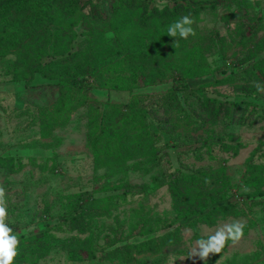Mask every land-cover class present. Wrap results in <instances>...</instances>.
<instances>
[{
  "label": "rangeland",
  "instance_id": "obj_1",
  "mask_svg": "<svg viewBox=\"0 0 264 264\" xmlns=\"http://www.w3.org/2000/svg\"><path fill=\"white\" fill-rule=\"evenodd\" d=\"M7 1L0 186L13 264H205L189 257L197 241L236 221L243 237L207 264H264V0H146L117 15L79 0L98 25L89 39L77 24L70 44L61 2L44 0L36 23ZM176 2L175 17L145 23ZM183 16L196 35L170 37ZM29 21L17 47L9 33Z\"/></svg>",
  "mask_w": 264,
  "mask_h": 264
},
{
  "label": "trees",
  "instance_id": "obj_2",
  "mask_svg": "<svg viewBox=\"0 0 264 264\" xmlns=\"http://www.w3.org/2000/svg\"><path fill=\"white\" fill-rule=\"evenodd\" d=\"M19 3V9L20 10H26L27 12L31 11L29 13L30 16H33L32 12H35L36 15L33 16V20L36 23H39V21H44L45 19L43 18L44 16H47L45 14L46 10L44 9L45 6H41V4L44 2V0H18ZM54 1V0H53ZM61 2L64 6H62V29H65L62 31V35H64L62 38L64 40H62V42H66L67 44H70L71 42L73 43L74 41V36L78 35L77 34V30L75 29V26L77 24L79 25V29L81 30V36L87 37L90 39V36L93 35V33L95 32V28H97L98 25V10H99V6L96 5V10L94 11V16L97 17H91V14H83L82 17L80 18V14H78L79 12V7H78V3L79 0H55L54 2ZM111 7H112V14L117 15L119 14V10H122L123 7H129V6H136L141 7L142 5H144L146 0H109ZM150 1V0H148ZM46 2V0H45ZM8 5V1H3L2 3H0V13H3L2 16H5V13H7L9 10V6ZM196 5H198L196 8H194ZM202 7V4H198V3H194L193 7H191V9H198L199 7ZM178 7H180V2H176L174 7H169L168 5H166V7H164L163 9H159L156 6L154 7V9H152V11L147 14L145 23H147L149 20H151V18H153V16H157V13L160 14L161 16L163 14H169V17H175L177 15L176 11L178 9ZM205 7V6H204ZM98 9V10H97ZM185 9H188L185 7ZM19 10V11H20ZM49 11H50V6H49ZM110 14V12L107 14V18L108 15ZM31 18V17H30ZM103 18V17H102ZM111 22V19L109 18L108 21H105V23ZM34 22L29 21L28 25H25L27 28L19 27L14 29V31L12 33H9L10 35H14L17 36V38H15V41H18V43L16 44L17 47H19L20 43H22L27 37H29L30 34V29L31 26L30 24H32ZM67 23L69 26H64V24ZM38 28V26L36 27ZM124 26H120L117 27L116 26V37L113 39L111 38L110 41H112L111 43L114 46V50L117 49L116 53L118 52V49L120 48L121 45H119L121 42L119 40V33L123 31ZM105 30V29H103ZM111 29H106L103 32V35L106 34L107 32H109ZM7 32V31H6ZM70 33V34H69ZM88 39V40H89ZM103 41L106 43L109 41V39H103ZM28 43V42H26ZM57 43L53 44V47L55 48ZM75 44V43H74ZM75 45H73L74 48ZM72 45L66 46L63 49L64 54L69 55V56H76L77 54H79V52H73L71 50ZM107 48H109V46H106ZM121 49V48H120ZM122 50V49H121ZM71 52V54H67L68 52ZM77 51V50H76ZM117 55L113 54L112 58H116ZM97 65L94 66L95 69H99L100 65L102 64L101 61H97L96 63ZM92 73V71H90ZM94 73V72H93ZM177 188V187H176Z\"/></svg>",
  "mask_w": 264,
  "mask_h": 264
},
{
  "label": "clouds",
  "instance_id": "obj_3",
  "mask_svg": "<svg viewBox=\"0 0 264 264\" xmlns=\"http://www.w3.org/2000/svg\"><path fill=\"white\" fill-rule=\"evenodd\" d=\"M194 20L189 16H183L174 22L167 30L170 37L187 39L190 35L195 36V30L191 27ZM8 216L5 189L0 186V264H13L14 258L18 255L17 247L19 240L13 235V229L5 221ZM245 225L239 221L225 225L218 229L215 234L210 235L207 240L197 241V247L193 249L189 257L199 258L207 264L209 254H220L228 241L237 243L244 235Z\"/></svg>",
  "mask_w": 264,
  "mask_h": 264
}]
</instances>
